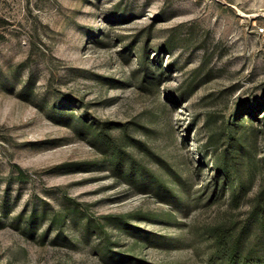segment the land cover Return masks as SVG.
Masks as SVG:
<instances>
[{
    "label": "rangeland",
    "instance_id": "obj_1",
    "mask_svg": "<svg viewBox=\"0 0 264 264\" xmlns=\"http://www.w3.org/2000/svg\"><path fill=\"white\" fill-rule=\"evenodd\" d=\"M263 99L264 0H0V264H207L259 190L207 139Z\"/></svg>",
    "mask_w": 264,
    "mask_h": 264
},
{
    "label": "trees",
    "instance_id": "obj_2",
    "mask_svg": "<svg viewBox=\"0 0 264 264\" xmlns=\"http://www.w3.org/2000/svg\"><path fill=\"white\" fill-rule=\"evenodd\" d=\"M262 113L264 99L255 105H244L224 122L218 135H214V143L212 137L207 139L210 148L214 146L215 153L211 162L215 197L229 192L230 199L240 203L255 184L259 185L255 204L243 227L236 228L231 220L226 219L214 228L215 251L207 264H214L215 258L222 264H264V247L252 251L254 249L249 250L245 242L252 223L264 226V121L262 125L255 124ZM261 149L263 153H260ZM153 178L159 185L167 184L156 174Z\"/></svg>",
    "mask_w": 264,
    "mask_h": 264
}]
</instances>
